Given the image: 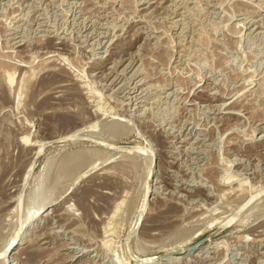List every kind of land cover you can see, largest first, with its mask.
<instances>
[{
	"label": "rangeland",
	"instance_id": "obj_1",
	"mask_svg": "<svg viewBox=\"0 0 264 264\" xmlns=\"http://www.w3.org/2000/svg\"><path fill=\"white\" fill-rule=\"evenodd\" d=\"M223 217L175 264H264V0H0V264H135Z\"/></svg>",
	"mask_w": 264,
	"mask_h": 264
},
{
	"label": "bare ground",
	"instance_id": "obj_2",
	"mask_svg": "<svg viewBox=\"0 0 264 264\" xmlns=\"http://www.w3.org/2000/svg\"><path fill=\"white\" fill-rule=\"evenodd\" d=\"M94 40V39H93ZM55 53V52H54ZM6 73V72H5ZM8 77V80L9 81H11L12 79H11V76L9 75V76H7ZM121 84V83H120ZM143 88V87H142ZM114 89V88H113ZM173 92V91H172ZM123 104V103H122ZM128 108V107H127ZM224 112V111H223ZM125 121V120H124ZM95 126V125H94ZM93 126V127H94ZM97 127V126H96ZM76 130V129H75ZM74 131V130H73ZM74 133H76V132H74ZM85 133V132H84ZM73 134V133H72ZM77 134V133H76ZM86 134V133H85ZM73 136H74V138H75V135L73 134ZM76 136H78V135H76ZM81 137V136H80ZM84 137H85V135H84ZM22 140L23 141H25L26 143H27V138H22ZM25 144V143H24ZM36 145V144H35ZM40 148V147H39ZM113 148V147H112ZM122 147L121 146H117V150H114L113 151V155H120V156H128L129 157V155L131 156V155H133V154H135V153H139V151L140 152H143L144 150V148L143 147H138V146H133L132 147V149H121ZM115 149V148H114ZM38 151H40L39 149H37ZM143 150V151H142ZM35 151V150H34ZM152 149H146V151H144L143 153L145 154V156L147 157V165H149V169H148V176H147V178H150L151 177V179H152V181H153V178H154V174H152V168H151V162H152V155H153V153H152ZM36 152V151H35ZM112 155V156H113ZM139 155V154H138ZM143 156V155H142ZM141 156V157H142ZM135 157H138V156H136L135 155ZM31 158H33V157H31ZM139 158V157H138ZM143 158H144V156H143ZM145 159V158H144ZM31 160V159H30ZM146 160V159H145ZM68 168V167H67ZM28 169V168H27ZM146 175V174H145ZM155 182H156V180H155ZM154 185V184H153ZM153 187V186H152ZM153 190H154V187H153ZM152 192V191H151ZM66 193V192H65ZM18 194V193H17ZM20 194V193H19ZM18 194V195H19ZM21 195V194H20ZM15 197V196H14ZM19 197L20 196H18V199H19ZM17 200V199H16ZM19 201H20V199H19ZM16 202V201H15ZM21 202V201H20ZM45 203H48V202H45ZM45 204H41V205H39V206H36V208H34V210H33V212H32V214L30 213L31 211L30 210H26V211H29V213H30V217L28 218V220H27V222L26 221H24L25 222V224H24V227L23 228H21L20 229V232H19V239L16 241V239H14V240H12L4 249V254L3 255H5L6 253H8V256H5L3 259H8V257H9V255H10V252L13 250V247L14 246H16L17 245V242H19L30 230H32L34 227H36L37 225V222L39 223V220H40V218L42 217V215H43V213L47 210V208H45ZM33 209V208H32ZM31 209V210H32ZM25 212V211H24ZM115 212H116V209H115ZM234 212V211H233ZM234 216V215H233ZM233 216H232V218H233ZM113 217V216H112ZM235 217V216H234ZM219 218V217H218ZM228 218V217H227ZM217 219V218H216ZM139 220V219H138ZM214 221H216V220H214ZM228 221H229V219H226V217L224 218L223 217V219L221 218V219H219V221H217V223H215L216 225H214L215 227L214 228H216V227H221L222 229L223 228H225L226 226H228L229 224H228ZM231 222V221H230ZM136 226V225H135ZM17 235V234H16ZM18 238V237H17ZM25 239V238H24ZM212 243H215V240L214 241H211L209 244H207V245H205V246H200L201 248L199 249V250H206V248H208V247H210L209 245L210 244H212ZM103 244V243H102ZM105 245V244H104ZM187 248V247H186ZM199 248V247H198ZM175 251H180V253L181 252H183L184 251V249L183 250H175ZM172 252V251H171ZM171 252H168V254H165V255H158V256H156V257H143V258H141V257H137V258H135L134 259V262H135V264H175V263H177L176 261L178 260V259H180L179 257H174V256H171V255H173V254H169V253H171ZM205 252V251H204ZM198 253V252H197ZM188 254H190V252L189 253H187L186 255H188ZM185 255V256H186ZM155 256V255H154ZM6 263H10V262H5L4 264H6ZM13 263V262H12ZM11 263V264H12ZM123 263V262H122ZM118 264H121V263H118ZM125 264V263H124Z\"/></svg>",
	"mask_w": 264,
	"mask_h": 264
},
{
	"label": "water",
	"instance_id": "obj_3",
	"mask_svg": "<svg viewBox=\"0 0 264 264\" xmlns=\"http://www.w3.org/2000/svg\"><path fill=\"white\" fill-rule=\"evenodd\" d=\"M121 149H132L133 146H129V145H125V146H121ZM221 227L217 228L215 231H213L212 233H210L209 235H207L206 237L200 239L198 242H196L195 244H193L192 246H189L187 248L184 249L183 252L189 253L192 252L193 250L197 249L200 246H203L208 240H210L214 235H216L218 232L221 231ZM180 251H173L169 254H179Z\"/></svg>",
	"mask_w": 264,
	"mask_h": 264
}]
</instances>
